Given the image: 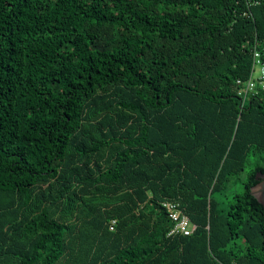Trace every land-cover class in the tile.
I'll list each match as a JSON object with an SVG mask.
<instances>
[{
	"label": "trees",
	"instance_id": "trees-1",
	"mask_svg": "<svg viewBox=\"0 0 264 264\" xmlns=\"http://www.w3.org/2000/svg\"><path fill=\"white\" fill-rule=\"evenodd\" d=\"M249 2L0 0V264H264Z\"/></svg>",
	"mask_w": 264,
	"mask_h": 264
},
{
	"label": "built area",
	"instance_id": "built-area-1",
	"mask_svg": "<svg viewBox=\"0 0 264 264\" xmlns=\"http://www.w3.org/2000/svg\"><path fill=\"white\" fill-rule=\"evenodd\" d=\"M248 3L250 0H247ZM248 15L247 12L243 13ZM257 38L245 40V46L250 48L252 63L250 73L246 78L236 79V95L240 101V105H244L251 97L258 95L264 91V48L260 47ZM161 205L166 211L169 220L172 222V227L168 232L170 234L190 235L196 225L189 219L184 211L181 203L176 200L165 199ZM115 220L112 219L109 223V229H115Z\"/></svg>",
	"mask_w": 264,
	"mask_h": 264
},
{
	"label": "water",
	"instance_id": "water-1",
	"mask_svg": "<svg viewBox=\"0 0 264 264\" xmlns=\"http://www.w3.org/2000/svg\"><path fill=\"white\" fill-rule=\"evenodd\" d=\"M255 179L257 183L250 188V193L264 207V172H257Z\"/></svg>",
	"mask_w": 264,
	"mask_h": 264
}]
</instances>
